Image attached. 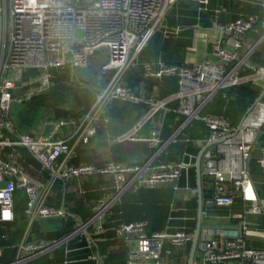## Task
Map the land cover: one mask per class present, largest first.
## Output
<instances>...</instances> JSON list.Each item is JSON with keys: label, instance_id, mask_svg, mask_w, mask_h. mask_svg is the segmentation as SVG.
I'll return each mask as SVG.
<instances>
[{"label": "built area", "instance_id": "obj_1", "mask_svg": "<svg viewBox=\"0 0 264 264\" xmlns=\"http://www.w3.org/2000/svg\"><path fill=\"white\" fill-rule=\"evenodd\" d=\"M87 1L0 0V229L14 220L17 190L25 194L24 213L31 221L61 218L62 209L46 204L57 180L66 183L87 177L110 178L102 196L90 202L91 215L81 221L78 229L57 241L22 242L15 247V258L8 264H28L80 232L88 236L89 227L94 229L93 235H100L112 208L120 205L124 194L164 187L176 191L178 179L194 168L196 157L186 152L175 164L131 167L110 162L103 168L71 165L77 148L88 144L98 130L107 129L109 110L115 102L149 106L136 125L138 128L159 111L179 117L175 131L165 141L157 128L146 137L125 133L116 138V141L146 144L155 149V157L179 140L198 148L217 143L205 149L201 156V181H212L209 205L230 208L237 200L245 205L242 212L230 215L231 220L241 222L235 227H240L242 237L236 229H201L194 264H264V249L248 248L244 242L245 238L264 240L263 230L252 229L245 222L247 215L264 213V203L258 199L249 173L251 152L264 125V103L259 100L246 110L237 132L236 126L223 117L202 115L217 96L228 101L227 90L264 80V70L250 60L256 44L246 45L241 52L245 35H259L260 31L264 35V21L249 15L225 25L214 23L217 35H206L205 55L198 63L188 66H168L159 61L143 63L144 77L177 80L174 94L149 103L125 87L123 77L161 27L164 6L176 0ZM254 1L264 8V0ZM192 2L198 11L209 10V0ZM211 12L217 16L225 11L215 8ZM99 54L106 57L105 64L100 66V76L109 74V78L94 94L86 113L78 119L48 120L44 123L47 132L36 137L15 130L11 117L13 105L29 102L52 90L55 74L65 73L74 81L76 73L90 68ZM31 71L37 74L23 80V75ZM194 122H201L208 131L205 140L186 136L185 130ZM65 129L71 130L67 138H63ZM21 151L38 167L26 163ZM259 163L263 165L264 160ZM43 174L46 180H38ZM192 192L196 194L195 190ZM205 207L207 199L202 201V221L206 217ZM173 208L171 205V212L175 211ZM201 225L206 226L202 222ZM146 227V221L118 223L115 227L114 234L126 249L125 264H183L185 260L187 264V258L179 257L175 263L170 259L174 257V249L190 248L195 228L188 232L167 227L162 232L148 234Z\"/></svg>", "mask_w": 264, "mask_h": 264}, {"label": "crops", "instance_id": "obj_2", "mask_svg": "<svg viewBox=\"0 0 264 264\" xmlns=\"http://www.w3.org/2000/svg\"><path fill=\"white\" fill-rule=\"evenodd\" d=\"M215 8H223L225 12L215 16L211 12ZM249 15L256 16L258 21L262 22L264 21V8L256 4L254 0H209V10L207 12L198 11L192 0H176L171 5H165L161 27L157 29L143 49L144 53H140L135 64L126 71L123 84L135 96L149 103L174 94L177 90L176 86H167L165 82H162L163 79L144 77L143 63L159 61L168 66H188L198 63L203 59L205 47L196 44L198 58L192 60V62L189 61L187 55V51L193 46L195 31L207 32L208 37L216 36L217 32L213 29L214 23L225 25L239 17ZM244 42L245 45L241 52H244L246 45L256 44L250 60L258 68L264 70L263 33L261 31L259 35L249 33L245 35ZM199 47L202 50H199ZM96 78H99L96 86H93L91 82L88 84L79 82L76 75L72 82L91 89L95 94L108 80L109 74L92 77V81ZM251 85L258 88L261 93L264 89V80ZM170 88H173V90L165 94V90ZM260 101L264 103V96ZM148 109L149 106L144 103L139 105L126 102L113 103L109 110L110 121L107 129L105 131L98 130L88 144L79 146L76 157L70 164L76 166L85 164L96 168H103L110 162L131 167L146 164L156 165L158 163L175 164L182 160V155L185 152L195 155L197 158L202 148H198L191 143L186 144L182 140L169 146L165 153L159 157H155V149L146 144L130 140L116 141L117 137L125 133H133V137H146L154 128L158 129L163 141L169 139L180 121L179 117L169 113V111H159L145 125L138 128L136 125L143 119ZM79 117L72 118L78 119ZM45 122L41 125L39 135L47 132L44 127ZM37 128L28 129L34 137L39 136L36 134ZM187 129L185 130L187 134H185L192 139L205 140L208 135V131L201 122H194ZM70 133V129H65L63 138H67ZM260 160H264V125L257 136L249 160V173L254 191L260 202L264 203V164L261 165ZM28 174L36 178L33 172L29 171ZM37 179L46 180V174ZM206 181H201V191L203 200L207 199V207H205L207 226L225 227L229 230L236 229L235 226L241 222L231 220L230 215L242 212L245 205L240 200H237L230 208H216L209 205L208 200L212 195V181L211 179ZM109 185L110 178L103 176L70 179L66 183L57 180L46 204L53 208L62 209L64 216L61 218L34 219L33 221L24 213L26 203L24 192L17 190L14 199V220L3 229H0V247L2 248L0 264L12 262L15 258V247L22 242L57 241L78 229L81 221L87 220L91 215L90 202L100 198L103 194L102 189ZM163 189L172 191L173 198L168 205L166 224L162 231L167 227H172L174 230L185 229L192 232L196 224L197 211L196 194L194 195L192 192L193 190L196 191L194 168L178 179L176 191L169 187ZM171 205L174 206L173 210L175 211L173 212H171ZM144 207L145 203L139 201L138 192H127L121 197L120 205L112 208L100 235H93L94 229L89 227L87 229L89 237L84 232H80L68 239L66 243L37 258L30 264H125L126 249L122 241L115 236L114 229L118 223L129 224L143 221L139 218ZM170 217H173V220L170 221ZM245 222L252 229L264 231V213L247 215ZM67 224L71 226L69 230ZM244 242L248 248L264 249V240L245 238ZM181 251L184 252L185 257L182 256ZM188 255V248L177 250V255L174 254L170 262H177L179 257H182L181 260L183 258L188 259Z\"/></svg>", "mask_w": 264, "mask_h": 264}, {"label": "trees", "instance_id": "obj_3", "mask_svg": "<svg viewBox=\"0 0 264 264\" xmlns=\"http://www.w3.org/2000/svg\"><path fill=\"white\" fill-rule=\"evenodd\" d=\"M261 33H263V31H261ZM143 53L144 50L141 54ZM36 74L35 71L28 72L23 75V80H27ZM65 76H67L65 73L59 75L55 74L54 87L52 90L45 94L35 96L29 102L19 105L22 106V110L20 109L21 111L17 113L15 119L18 128H15V130L17 132L23 128H34L39 122L38 114L40 111L57 103L65 105L70 101L75 106L76 111L70 112L65 109H56L54 112L56 119L67 117L77 118L87 112L94 100L93 91L79 83L73 84L65 82ZM162 82H165L167 86L174 85L177 87V80L174 78H163ZM172 90L173 88L166 89L165 94ZM226 93L228 101L223 100L220 95L217 96L210 105H207L206 114L204 115L223 117L228 120L232 126H236L247 108L250 107L259 96L260 90L250 83H247L236 88H231L227 90ZM24 157L28 163L30 162L38 167L28 156L25 155ZM138 196L139 201L145 203V207L142 208L140 212L141 216L139 220L147 222L146 232L148 234L162 232L166 224L169 210L168 205L173 198L172 191L163 188L156 190H140L138 191ZM121 210L122 208L120 209V214ZM70 228L71 226L67 224V229L69 230ZM189 249L188 247V251ZM9 262H4V264H8Z\"/></svg>", "mask_w": 264, "mask_h": 264}, {"label": "water", "instance_id": "obj_4", "mask_svg": "<svg viewBox=\"0 0 264 264\" xmlns=\"http://www.w3.org/2000/svg\"><path fill=\"white\" fill-rule=\"evenodd\" d=\"M79 0H77L78 2ZM92 0H88L87 3H91ZM101 52V51H99ZM106 62V57L102 54H99L92 62V66L88 69H81L79 72L76 73V77L79 80V82L83 84H88L91 82L93 86L97 85L98 80L95 79L92 81V77H99L100 76V66L105 64ZM264 96V89L261 91L259 97L254 101L256 103L259 101L262 97ZM242 120V119H241ZM240 120V122H241ZM240 122L235 128V132L238 131L240 127ZM217 143H210L206 144L199 152L195 165H194V170H195V180H196V198H197V211H196V224H195V230L192 236V242L190 245V250H189V255H188V260L187 264H194L195 262V254H196V246L199 238V231L203 228L207 229H228L225 227H213V226H203L201 225L202 218H201V212H202V191H201V176H200V161H201V156L205 149H207L209 146L215 145ZM236 230L240 233L241 236V229L240 227H237ZM242 237V236H241Z\"/></svg>", "mask_w": 264, "mask_h": 264}, {"label": "rangeland", "instance_id": "obj_5", "mask_svg": "<svg viewBox=\"0 0 264 264\" xmlns=\"http://www.w3.org/2000/svg\"><path fill=\"white\" fill-rule=\"evenodd\" d=\"M206 35H207V32H203V31H199V30L198 31H195L193 46L191 47V49H189L187 51V55H188V58H189V61L190 62H192V60L198 58V55H196V49L198 48L196 44H198V46L204 48ZM200 47H199V50H202ZM208 58L210 59V61H213V59L211 57H208ZM65 77H66L65 82L76 84V82L70 81L67 76H65ZM20 109L22 110V106H19L17 104L16 105H13V107H12L11 117H12V120H13V123H14L15 128H17V124H16V120H15L16 119V115H17V113H19L21 111ZM56 109H65V110L70 111V112H75L76 111L75 106L70 101L67 104H65V105H61L60 103H57L55 105H52V106L47 107L46 109L40 111V113L38 114V116H39V122L35 126V127H38L37 128L38 131L36 133L37 135L40 134V132H41V125H42V123L44 121H48V120H51V119H56L55 118V115H54V112L56 111ZM206 110H207V107L204 109L202 115L206 114L205 113ZM18 132H29L30 133V131L28 129H26V128H23L21 130H18ZM185 133L187 134V131ZM20 154H21V157L23 159L25 158L24 157L25 155L27 156V154H26L25 151H21ZM25 162L28 163L26 160H25ZM28 164L33 165L30 162ZM204 182H207V181L204 180ZM202 223L207 226V217L203 218ZM174 254L177 255V249H174ZM181 254H182V256H184V252L183 251H181ZM184 263H185V261H183V264Z\"/></svg>", "mask_w": 264, "mask_h": 264}]
</instances>
